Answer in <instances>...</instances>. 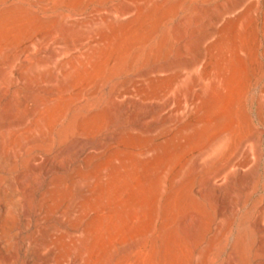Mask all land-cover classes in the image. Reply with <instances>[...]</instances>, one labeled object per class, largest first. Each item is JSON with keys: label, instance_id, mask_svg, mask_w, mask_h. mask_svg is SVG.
Returning <instances> with one entry per match:
<instances>
[{"label": "rangeland", "instance_id": "rangeland-1", "mask_svg": "<svg viewBox=\"0 0 264 264\" xmlns=\"http://www.w3.org/2000/svg\"><path fill=\"white\" fill-rule=\"evenodd\" d=\"M217 3L175 12L139 59L130 28L116 25L101 49L100 62L116 64L106 81L93 0H0V264H264L259 194L241 196L238 176L212 177L229 147L197 165L260 111L243 91L264 77V2L228 20L204 51L200 34L181 38L187 18L204 17L202 27ZM155 8L143 15V39L160 21ZM54 52L55 68L40 65ZM200 54L186 81L175 68L147 75ZM135 73L146 77L131 81ZM201 75L211 81L194 96ZM118 88L126 96L114 99ZM20 98L29 105L18 110Z\"/></svg>", "mask_w": 264, "mask_h": 264}, {"label": "bare ground", "instance_id": "bare-ground-1", "mask_svg": "<svg viewBox=\"0 0 264 264\" xmlns=\"http://www.w3.org/2000/svg\"><path fill=\"white\" fill-rule=\"evenodd\" d=\"M93 2H95V5L91 12V23L95 32L94 45L97 49L98 63L99 65H103L100 66L103 71L100 76L102 79H106L107 81L114 78V76L117 74V72H115L116 64L114 61H109L108 59H106L104 63H101V49L104 44L110 45V35L111 32L116 28V25L121 24L130 28V33L134 37L131 47L136 50V53H138L137 58L139 59L147 47L156 46V40L158 38L163 39V37H166L165 35H167L169 25L172 22L175 12L179 13L183 11L188 7L189 4H195L197 9L202 10L205 9L203 5L204 3L218 2L216 9L214 8L215 12L213 18L207 20L202 27H198V24L205 18L200 16H193L192 18L189 17L184 21L186 23L183 24L184 30L183 33H181V38L194 34H200L197 45L204 51L207 47H209L214 38L218 35L221 27L228 20L241 17L243 13L249 8H253V10L258 11L260 9L261 2H264V0H93ZM153 6H156L155 9H159L161 11L159 13L160 21L156 28L153 29L150 34L143 39L142 28L144 29L145 26L143 22V15L145 12H147V9ZM187 24L190 25L189 28L187 27ZM258 26L261 32L264 34V16L259 20ZM34 44L36 46V43H33L32 48L35 47ZM33 49L35 50V48ZM180 49L185 51L186 46L182 44ZM61 55L62 54L58 52H54L48 56L47 59L42 61L40 65L44 67L55 68L58 65V62L61 60ZM204 61L205 54H200L199 56L193 58L188 64H156L147 75L175 68L179 71V81L183 82L190 78V76L200 68ZM134 62L135 61H133V63ZM16 63L13 62L15 65ZM11 65H7L8 68ZM15 65H12V67ZM8 68L5 70H9ZM10 73H12V71H10ZM4 74L2 76H4ZM12 75L13 73L11 76ZM54 76L56 78L57 74L55 73ZM144 76L146 77V75L141 73H135L131 78V81L140 83L142 82ZM2 80L0 79V82ZM210 81V77L206 75H201L196 80H194L192 84L194 96L205 94ZM0 91L1 94L4 92V90ZM243 92V98L245 100L250 98L252 102L257 101L260 105V111L256 121H253L250 125L242 126L241 129H239L240 133H238V136L235 137L234 141L231 131L229 129L225 130L224 133L215 141L212 148L204 150L201 154H199L197 158V165L199 166L201 162L206 159L209 153H211V150H217L216 148L221 146L225 148L229 147L228 151L221 159L219 168L215 171L212 177H218L226 180H234L237 176L240 177L238 186L241 196L251 197L253 195L255 196V194H259L258 198L252 205V209L259 212V214L262 216L261 221L264 222V77L251 80L249 86L245 88ZM115 95L126 96V92H124L121 88H118L117 90L113 91L114 99L116 98ZM9 101V103H11V105L9 104L11 107L16 103L14 101L12 102L11 98ZM17 105L19 106L18 110H20V107L22 109V107L25 108L29 104H27L26 99H21L19 102H17ZM129 107L130 103H126L124 109H128ZM14 110L17 111V109ZM30 110L33 111V109ZM160 110L161 108H156L152 111V113H158ZM14 114L16 115L15 112ZM34 114H32V117ZM11 117L9 115V118ZM29 118L30 117L28 115L27 119L29 120ZM20 125L19 127H21Z\"/></svg>", "mask_w": 264, "mask_h": 264}]
</instances>
